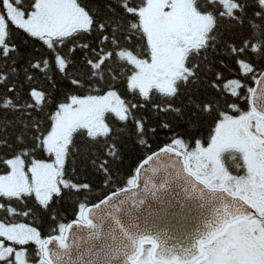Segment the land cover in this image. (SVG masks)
<instances>
[{"label":"snow or ice","instance_id":"obj_1","mask_svg":"<svg viewBox=\"0 0 264 264\" xmlns=\"http://www.w3.org/2000/svg\"><path fill=\"white\" fill-rule=\"evenodd\" d=\"M105 7L110 14L86 9L78 0H0V123H20L17 142L24 143L29 131L33 140L31 148L0 156V198L23 203L34 197L48 210L65 190H90L65 168L76 141L92 150L90 163L109 187L127 142L142 150L124 184L92 207L79 203L74 223L60 222L42 236L36 227L0 219V264H264V0H112ZM17 32L51 50L69 91H60L47 58L20 64L24 58L13 43ZM210 53L227 56L239 78L217 83L223 73L216 71L215 80L204 81L201 74L214 63ZM219 63L228 67L223 59ZM32 70L47 81L42 90L32 87L37 79ZM202 82L216 91L203 102L189 96L185 107H174L180 93L193 87L199 92ZM146 107L171 112L189 128L211 117L207 143L186 141L166 120L149 124L140 111ZM188 107L194 110L185 117ZM33 113L45 117L43 127ZM10 114L14 120L7 119ZM161 130L171 138L153 148L151 138ZM37 149L47 159H37L32 154ZM225 153L239 156L242 164L236 167L243 174L225 167ZM162 154L175 163L152 166ZM174 185L183 200L168 198ZM149 199L159 210L149 208L148 215L173 228L192 212L185 201H200L210 212L190 244L169 247L166 231L153 235L136 223V212ZM0 210L9 217L31 211L4 203ZM81 226L96 243L81 248L71 234ZM117 229L119 242H105L117 240Z\"/></svg>","mask_w":264,"mask_h":264},{"label":"trees","instance_id":"obj_2","mask_svg":"<svg viewBox=\"0 0 264 264\" xmlns=\"http://www.w3.org/2000/svg\"><path fill=\"white\" fill-rule=\"evenodd\" d=\"M86 9H98L101 15L110 14L108 13L106 4L112 3V0H78ZM115 7V5H113ZM225 36L228 39H232V32H229L226 28H223ZM233 31H238L234 29ZM91 41L92 37H87ZM136 40L133 37L132 41H128L129 44L133 43ZM13 43L17 46L19 54L24 59H20V64L25 65L27 61H32L33 63L47 58L53 67V73L55 74V79L57 80L58 85H61L60 91L67 92L69 87H65L66 81L62 80L60 74L55 70L54 63V54L51 50H48L46 46L42 45V42L36 41L34 38H31L24 34L23 32H17L13 37ZM236 43L239 44V39H236ZM79 58V57H78ZM210 58L214 60V63L211 65L212 71L209 72L205 70L202 73V78L204 81L215 80V72L220 71L223 73V78L217 83H223V79H233L239 78L238 73L234 70L236 65L227 57L218 55L212 57L210 53ZM223 59L225 64L228 65L227 68L223 67L219 61ZM36 76V82L32 85L37 90H42L47 81L44 76L38 72V70H32ZM52 73H50L51 75ZM117 75H120L119 70H117ZM24 89L29 88L28 84H25ZM216 91L215 89L207 88L206 85L202 82L199 87V92L196 88L193 87L191 91L185 90L179 94L178 98L173 100L174 107L182 108L185 107L189 102V96L192 99L203 102L208 94ZM80 94V93H77ZM25 98L27 99V92H24ZM236 99V98H232ZM194 109L188 107L184 112V116L187 117ZM143 115L148 117L149 124H158L161 120H166L169 124L172 125V131L180 134L184 137L186 141L193 140V138L202 139L205 144L207 143L208 133L211 128V117H202L198 122L197 126L194 128H189L188 123L184 122L180 117H176L173 113H163L159 110L153 111L151 107H146L140 110ZM18 115V114H17ZM33 116L40 120L41 126L43 127L46 123L45 117L39 115L38 113H33ZM8 120H14L13 115L7 117ZM25 121H29V117H23ZM2 120V118H0ZM23 131V125L14 121L13 124L5 126L3 123H0V140H6L7 143L0 144V156L11 155L15 151H20L22 148H31L33 146V140L31 139L32 132L29 131L26 136H24V143H19L16 140L17 135L21 134ZM171 138V133H168L167 130H161L158 136H153L152 145L153 148L164 145ZM11 145V147H9ZM91 149H87L84 141H76V150L70 152V156L66 161L65 168L67 173L71 176L73 181L78 184L89 183L91 185L90 190H83L80 193L75 191L68 192L65 190L63 197L55 205H50L48 210H45L43 206L39 205L38 202L31 198H25V202H19L16 200L8 201L5 198H0V203L10 204L14 207L17 212L29 211L28 216H14L9 217L7 213L3 210H0V219L7 218L9 220H14L16 222L26 223L29 226L36 227L37 230L41 231L42 236H47L50 230L57 227L60 222H71L78 219V207L79 203L83 202L86 206L91 205L99 201L101 198L111 193L112 191L118 190L117 183L124 184L125 177L129 176L133 172V168L136 166L137 161L142 155V150L136 147L131 141H128L124 146V162L120 166L119 172L115 174L116 182H113L111 187L104 182L103 177L98 175L90 161L92 159ZM37 159H47V156L44 155L39 149L32 153ZM74 169V171H73ZM126 186V185H125ZM56 209V219L52 218V208ZM9 243V242H6ZM20 247V246H17ZM32 248L30 244L26 246Z\"/></svg>","mask_w":264,"mask_h":264},{"label":"water","instance_id":"obj_3","mask_svg":"<svg viewBox=\"0 0 264 264\" xmlns=\"http://www.w3.org/2000/svg\"><path fill=\"white\" fill-rule=\"evenodd\" d=\"M173 163H175V158L169 159L168 156H165L163 154L161 155L159 161L150 162L152 166H159L161 169H163L164 165L166 164L171 165ZM109 194H107L106 196H108ZM106 196H104L103 198H105ZM171 197H178L179 199L182 200L184 199L182 190L179 187H176L175 185L168 194V198ZM103 198H101L99 201H102ZM96 203L88 205V207H92ZM185 203L191 206L192 212L184 221H182L180 224H177L175 228H173L171 224L165 223V221L160 220L159 217L157 216L148 215L147 209L149 208L153 209L154 211L159 210V205L151 201L150 199L146 202L145 206L142 209L136 212V223L140 226L141 230H147L151 232L153 235H155L158 232L162 233L166 231L167 232L166 240L169 247L184 246L190 244L192 236L194 235L197 227L200 225L201 221L209 214L210 209L207 208L210 206H205L204 208H201L200 204L202 202L200 201H185ZM102 209L106 211L107 206L102 205ZM97 211H101V210H97ZM76 220H73L71 222L74 223ZM171 223L175 224L176 221L172 220ZM112 227L115 228L116 226L112 224ZM108 228L109 225L106 224L105 235L108 232ZM71 234L75 236L76 242L81 246V248L87 247L89 243H96V241H88V230L83 228L82 226L79 228H73ZM115 235L117 237L116 241H112L111 238L108 237V239L105 242L118 243L121 236L118 229L116 230Z\"/></svg>","mask_w":264,"mask_h":264},{"label":"flooded vegetation","instance_id":"obj_4","mask_svg":"<svg viewBox=\"0 0 264 264\" xmlns=\"http://www.w3.org/2000/svg\"><path fill=\"white\" fill-rule=\"evenodd\" d=\"M240 103L243 106L244 102H240ZM223 162H224L225 167L232 174H235V175L243 174V169L236 167L237 164H242V160L239 159L238 155L236 156V159H232L231 154L225 153L224 158H223ZM206 206H208V205H206ZM207 209H210V207H208Z\"/></svg>","mask_w":264,"mask_h":264},{"label":"rangeland","instance_id":"obj_5","mask_svg":"<svg viewBox=\"0 0 264 264\" xmlns=\"http://www.w3.org/2000/svg\"><path fill=\"white\" fill-rule=\"evenodd\" d=\"M145 247H148V245H145Z\"/></svg>","mask_w":264,"mask_h":264}]
</instances>
